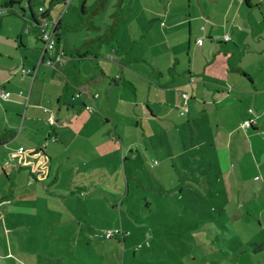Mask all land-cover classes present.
Returning a JSON list of instances; mask_svg holds the SVG:
<instances>
[{"label": "rangeland", "instance_id": "obj_1", "mask_svg": "<svg viewBox=\"0 0 264 264\" xmlns=\"http://www.w3.org/2000/svg\"><path fill=\"white\" fill-rule=\"evenodd\" d=\"M84 1L33 0V5L39 18L40 7L50 12V29L61 19L62 49L67 47L73 54L74 45H78V48L83 47V52L96 51L101 64L112 54V46L118 48L117 41L110 42L115 45L107 42L116 35L121 43L120 50H123L117 57L126 56L127 62L138 56L151 61L156 57L159 62L165 61L166 66L167 60H172L177 62V71H184L190 64L188 56L197 60L198 67L203 59L195 54L204 58L202 42L204 47L211 44L200 25L206 26L207 31L217 26L212 40L215 44L214 38L224 39L236 16L238 25L244 26L246 22L251 36L252 29L264 31V0H252L253 5L262 6L261 11L258 7L250 9L246 3L241 4V0H105V7L99 14L96 7L100 8L101 0H86L85 6ZM238 7L243 8L238 10ZM26 8L30 20L29 17L24 19V32L29 37L34 33L37 43L41 28H34L33 17ZM170 9L174 16H168ZM189 13H195L191 16L192 35L188 19L178 27L172 25V21L187 17ZM196 15L203 16L196 21ZM137 39L144 47L134 48ZM88 41L91 44L82 45ZM51 53H47V58H54ZM240 57L238 54L234 59ZM64 61L57 62L58 70ZM56 64L50 66L53 71L57 69ZM60 73L66 74L62 69ZM77 77L78 82L84 81L83 77ZM139 82L141 104H145L147 98L153 107L163 109L164 104L155 105V90L149 89L143 78ZM83 86H72L77 89L78 98L81 93L88 92ZM9 100L0 99V105ZM250 113L254 111L250 109ZM121 114L118 131L123 132L124 146L118 140L111 147L104 161L108 171L101 169L88 171L91 175L80 174L87 170H75L77 161L66 157L61 162L56 182L54 174L45 181L36 180L30 168L22 169L28 174L24 176V183L17 182L16 188L21 190L16 198L20 200L8 197L5 207L0 209L3 214L0 218V264H264V251L255 253L252 247L254 243H264V140H255L257 153L252 156L248 147L239 145L241 156L233 158V168L225 175L216 167L209 170V161L203 157L195 163L199 167H195L200 175L197 178L181 154L184 150L172 152L178 143L174 139L181 133L189 135L191 143L195 141L198 145L199 129L194 123L186 133L182 126H174L175 113L169 119L155 122H142L135 113H128V109ZM250 120L257 125L256 116ZM203 123V137L209 143L205 146L209 152H217L219 146L212 141L224 128H218L215 120L212 125ZM239 128L241 131L237 133L244 131L246 135L254 127L242 123ZM194 134L196 137L192 138ZM12 143V149L17 151L18 145L24 144V136ZM233 144L229 147L237 148ZM137 155L139 157L135 158ZM170 155H174V160L168 162ZM2 161L0 153V163ZM202 163L206 169L204 174L200 170ZM54 173L57 175L58 171L55 169ZM39 174L36 176L40 179ZM85 180L93 181L101 190L106 189L108 196L95 188L87 193L88 200L84 195L73 196L71 183ZM7 192L5 187L0 196ZM256 218L261 223L253 224ZM236 221L246 224L236 225ZM116 229L124 234L110 240L101 237L104 232Z\"/></svg>", "mask_w": 264, "mask_h": 264}, {"label": "crops", "instance_id": "obj_2", "mask_svg": "<svg viewBox=\"0 0 264 264\" xmlns=\"http://www.w3.org/2000/svg\"><path fill=\"white\" fill-rule=\"evenodd\" d=\"M13 1L19 4L9 5ZM241 1V4H249L247 7L250 9L258 7L259 11L262 10L259 3L255 6L252 0ZM25 4L24 6V0H0V7L7 10L0 17V86L11 92L10 100L0 105V153L4 160L0 163V192L5 187L8 189L6 195L0 196V209L5 207L8 197L20 200L16 196H20L21 188L18 190L16 187L18 181L24 183V176L28 174L27 172L24 174L22 170L24 167L31 169L30 173L36 180L45 181L54 174L55 182L59 180L61 162L65 161V157L77 161L75 170L80 171L81 168L87 170L81 171L80 174L86 175L93 170L97 172L101 169L108 171L104 161L108 159L111 147L115 146L118 140L124 146L123 132L118 131V124L122 122L119 117L122 116L121 113H125V109H128V113H135L137 119H142V122H155L161 118L169 119L175 113L174 126L177 128L182 126L186 133L189 128H193L192 123H194L199 129L198 145L195 141L191 143L189 135L179 130L181 135L174 139L178 143L172 152H175V149L184 150L181 154L187 159V164L193 168L194 176L197 178L200 176L196 171L199 167L195 163L202 161L203 157L209 161V170L216 167L225 175L233 168V158L241 156L239 145L248 147L250 156L252 153H257L254 148L255 140L256 142H261L259 138L264 140V31L252 29L251 36L250 31L246 30L248 27L246 22L244 26L238 25L236 16L233 25L224 34V37L230 35L231 39L224 41L219 37L221 42L215 44L212 40L217 26L207 31L206 26L200 25V30L206 32L211 44L204 47L203 41L204 58L195 54L203 61H199L197 67L195 64L197 60H192L188 56L190 64L184 68V71H177V62L175 64L172 60H167V66L165 61H157L154 54L155 60L152 61L138 55H136L138 58L132 62H127L126 56L117 57L116 55L123 53V50H120L121 43L117 35L107 42L115 45L110 42L117 41L118 48L111 47L112 54L107 56L109 61L104 59L103 64L100 63L101 57L96 51L83 52L81 46L78 48V45H74L75 53L71 54L67 47L62 49L59 43L57 44L58 53H51V55L55 57L60 54L65 60L60 67V70L65 71L64 75L57 68L59 63H55L57 68L55 71L46 63L48 56L47 53H43L40 33L35 43L34 33H31L29 37L24 32V19L29 17L30 20L26 6L30 7L31 15L32 11L36 14L33 0H27ZM7 5L10 7L7 8ZM242 8L238 7V10ZM41 9L43 7L39 10ZM43 10V12L47 11ZM167 13L168 16H174L172 9ZM199 13L201 12L197 11V14ZM193 14L195 13H189L188 18L185 16L175 19L172 25L178 27L186 21L185 19H188L187 23L192 35L194 28L191 16ZM202 16L196 15V21ZM59 22L60 25L57 27ZM47 23L48 31H55L57 27V37L61 40L59 32L62 26L61 19L53 29H50L49 21ZM33 26L37 28L39 25L33 24ZM236 28L238 34L234 35ZM88 43L91 44L90 41ZM135 47H144L140 39L134 41ZM207 50L208 54H206ZM238 54L241 57L235 60ZM43 55L44 59H42ZM41 60L43 63H40ZM37 67L38 74L35 79L29 75H23L24 68L33 70ZM78 75L84 78L83 82H78ZM142 78L148 88L154 89L157 93L155 105L164 104L163 109L153 107L151 100L147 98L145 104H141L138 83ZM75 85H85L83 89L88 92L81 93L78 98L77 89L72 87ZM48 88H52V91H48ZM97 93L99 96H96ZM185 93L187 98L183 97ZM44 109L49 111L45 112ZM250 109L254 111V114L250 113ZM228 111L229 114H225ZM253 115L258 120L256 126L253 124L252 131L246 135L244 131L237 133L241 131L240 125ZM18 117H21V120H18ZM51 117H53V123L50 121ZM214 120L219 124L218 128H224V130L218 132L212 141L219 146L217 152L215 150L209 152L205 146L209 143L203 137V121L212 125ZM90 127L92 129L88 130ZM23 136L24 144L18 145L17 151L13 150L12 142L20 140ZM194 137H196L195 134L192 138ZM26 141H29L28 144ZM112 141L115 143H111ZM233 143L237 145V148L229 147V145L233 146ZM20 147L25 148L24 154H20ZM122 157L125 159L124 156ZM138 157L137 155L135 158ZM170 160H174V155L168 156V162ZM190 160L193 162L190 163ZM262 161H264V152ZM240 165H242L241 161ZM55 169L58 171L57 175L54 173ZM200 170L203 174L206 171L203 163L200 164ZM37 173H40V179L36 176ZM71 186L74 189L70 193L73 196L84 195L85 200H88L89 190L94 188L95 191H104L108 196L106 189L97 188L90 180L72 182ZM90 186L92 189H88ZM3 197H7V200ZM2 217L3 214H0V218ZM253 222L261 223L259 218ZM234 224L246 223L236 221Z\"/></svg>", "mask_w": 264, "mask_h": 264}, {"label": "built area", "instance_id": "obj_3", "mask_svg": "<svg viewBox=\"0 0 264 264\" xmlns=\"http://www.w3.org/2000/svg\"><path fill=\"white\" fill-rule=\"evenodd\" d=\"M40 11H43V9H41ZM6 12H7L6 8L0 7V17L3 14H5ZM47 25H48L47 22H41L40 23V28H41L40 38H41L42 43H43V53L44 54L49 53V52L58 53L57 52V40L55 39V34H54L55 31H52V32L48 31L46 28ZM163 25H165V24H163ZM215 39L219 40L220 38H214V40ZM230 39H231L230 35H226L224 37V41H229ZM200 42H202V40H200ZM42 59H44V55H43ZM63 60L64 59L61 57V55L57 54L54 58H48L46 63L50 66H53L57 62L62 63ZM40 63H43V60H41ZM37 74H38V67L36 69H33V70L23 69V75H29V76L33 77L34 79L36 78ZM183 97L187 98V94H183ZM10 98H11V92L4 90L0 86V99L1 100H9ZM44 111L47 112L49 110L44 109ZM50 121L53 123V117L50 118ZM243 126H246V127L253 126V121L250 119L246 120L243 122ZM25 151L26 150L24 147L19 148L20 154H24ZM117 234H124V232H122L120 229H116V230H112V231H106L101 235V237L105 238V239H111Z\"/></svg>", "mask_w": 264, "mask_h": 264}, {"label": "trees", "instance_id": "obj_4", "mask_svg": "<svg viewBox=\"0 0 264 264\" xmlns=\"http://www.w3.org/2000/svg\"><path fill=\"white\" fill-rule=\"evenodd\" d=\"M86 1V0H85ZM85 1H84V6H85ZM100 8L99 7H96V13H100V11L103 9V7H105V0H101L100 1ZM10 4H19V2H15V1H13V2H11V3H9V5ZM9 5H7L6 7L7 8H9L10 6ZM28 6H30V4L28 5ZM247 6H249V4L247 5ZM30 8V7H29ZM44 11V10H43ZM43 11H41V16H40V18L39 17H36V14L32 11V17H33V21H34V24H38L39 26H40V23L41 22H48V17H49V11H46V12H43ZM37 18H39V20H37ZM60 25V22L57 24V27ZM57 27H56V29H55V36H57L58 35V29H57ZM108 38H110V37H108ZM56 40H57V44H59L60 43V39H58V37L56 38ZM217 42H221V40L219 39V40H216ZM85 44H87V43H84L83 45L85 46ZM83 48V47H82ZM252 127H254V126H252ZM253 224H256V222H253ZM118 235V234H117ZM116 236V235H115ZM115 236L113 237V238H115ZM124 236V240L126 239V237H125V235H123ZM103 239H105V238H103ZM112 239V238H111ZM106 240H110V239H106ZM252 247H253V252H255V253H258V252H260V251H264V243H262V244H256V243H254V244H252Z\"/></svg>", "mask_w": 264, "mask_h": 264}]
</instances>
